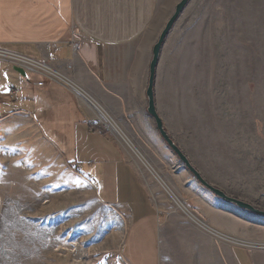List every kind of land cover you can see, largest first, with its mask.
<instances>
[{
  "label": "rangeland",
  "instance_id": "374dc122",
  "mask_svg": "<svg viewBox=\"0 0 264 264\" xmlns=\"http://www.w3.org/2000/svg\"><path fill=\"white\" fill-rule=\"evenodd\" d=\"M179 1L157 0L155 43ZM151 58L137 59L147 85ZM155 98L168 133L202 176L264 210V0H189L162 46ZM159 172L205 218L175 189L177 171ZM237 208L264 229V216ZM2 214L0 264H128V217L101 202L26 115L0 120Z\"/></svg>",
  "mask_w": 264,
  "mask_h": 264
},
{
  "label": "crops",
  "instance_id": "0c3cea01",
  "mask_svg": "<svg viewBox=\"0 0 264 264\" xmlns=\"http://www.w3.org/2000/svg\"><path fill=\"white\" fill-rule=\"evenodd\" d=\"M156 22L157 0H0V48L69 74L136 140L144 162L164 182L159 170L177 171L175 189L211 225L264 242V229L256 228L239 206L195 176H182L190 171L175 161L146 112L147 81L137 59L152 55ZM15 67L0 57V120L29 116L39 134L94 186L99 200L128 217L122 245L128 264H264V247L217 243L175 211L139 156L115 134L97 133V114L66 85L54 80L39 85L37 72Z\"/></svg>",
  "mask_w": 264,
  "mask_h": 264
},
{
  "label": "built area",
  "instance_id": "2783aa9c",
  "mask_svg": "<svg viewBox=\"0 0 264 264\" xmlns=\"http://www.w3.org/2000/svg\"><path fill=\"white\" fill-rule=\"evenodd\" d=\"M0 57L6 58L10 62H12L16 67L20 68L23 72H25V74L28 72H37L38 74H40L41 80H39L38 82L39 85L44 84L47 80H54L66 85L70 90H72V92L76 94L77 97H79L85 103L90 104L95 108L96 112L98 113H96L98 116V124L100 125V128L96 130L97 133L104 134L105 132H116L118 137L125 143V145H127L130 149L132 147H135L137 149V146L134 144V142L131 139H127L129 138V136L118 127L116 120L110 113V111L100 102H98L73 77L52 68L50 65L43 61H39L22 54L14 53L3 48H0ZM137 150L139 151V149ZM140 156H142L141 153ZM145 163L147 169H149L151 173H153L155 178L163 185L170 199L176 205L175 211H181L183 213H181L182 216L188 222H190L199 230L209 234L217 243H232L245 248L264 247L263 243H255L243 238H239L211 225L201 215L190 210V208L185 205L181 197L162 180L159 174H157L153 170L152 166L148 162Z\"/></svg>",
  "mask_w": 264,
  "mask_h": 264
},
{
  "label": "water",
  "instance_id": "95a60500",
  "mask_svg": "<svg viewBox=\"0 0 264 264\" xmlns=\"http://www.w3.org/2000/svg\"><path fill=\"white\" fill-rule=\"evenodd\" d=\"M189 0H180L175 7V11L168 19L166 25L164 26L162 32L160 33V36L156 43L153 46L152 49V58L149 64V78H148V85L146 89V97H147V112L148 114L154 119L156 127L162 136V138L165 140V142L168 144V146L175 152V154L178 156L180 163L185 166L194 176L195 178L207 189H209L211 192L216 194L218 197L231 202L243 209H246L252 213H255L260 216H264V210L260 209L253 204L241 200L237 197H233L228 195L224 190L221 188L209 183L199 172V170L192 164L189 157L183 152V150L179 147V145L174 141L172 136L168 133L164 121L162 117L160 116L157 105H156V98H155V78L157 73V67L160 60V54L162 50V46L166 40L167 35L169 34L170 30L172 29L173 25L175 24L176 20L180 16L181 12L185 8V6L188 4ZM16 70L22 71L20 68L15 67Z\"/></svg>",
  "mask_w": 264,
  "mask_h": 264
},
{
  "label": "bare ground",
  "instance_id": "6f19581e",
  "mask_svg": "<svg viewBox=\"0 0 264 264\" xmlns=\"http://www.w3.org/2000/svg\"><path fill=\"white\" fill-rule=\"evenodd\" d=\"M127 139H129V138H127ZM129 140H130V139H129ZM129 143H130V142H129ZM130 145H131V144H130ZM131 149H132V151L134 150L133 152L139 156V158L143 161L144 164H146V163L144 162V160H143L144 157L140 156V153H139L140 150L138 151V150H137L138 148L136 149L135 147H134V148L132 147ZM135 151H136V152H135ZM138 153H139V154H138Z\"/></svg>",
  "mask_w": 264,
  "mask_h": 264
}]
</instances>
